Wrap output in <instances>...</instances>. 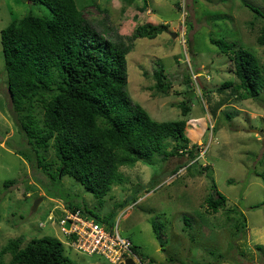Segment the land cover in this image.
Wrapping results in <instances>:
<instances>
[{
    "label": "rangeland",
    "instance_id": "374dc122",
    "mask_svg": "<svg viewBox=\"0 0 264 264\" xmlns=\"http://www.w3.org/2000/svg\"><path fill=\"white\" fill-rule=\"evenodd\" d=\"M76 2L106 36L128 37L146 22L165 25L154 38L132 40L127 90L155 120L187 119L184 134L193 157L168 155L174 143L168 139L165 150L121 166L122 182L102 199L68 175L51 178L31 153L20 154L29 147L14 120L0 43V248L18 236L24 242L52 236L76 264H110L73 247L58 218L49 220L72 201L117 223L144 256L141 262L133 257V264H264V207H251L264 201V184L256 175H264V88L245 99L228 89L219 92L222 82L236 79L227 55L210 41L224 38L264 61V46L256 42L264 17L249 7L264 13V0H146L144 10L143 0ZM29 12L49 14V9L31 0H0V31ZM158 63L172 83L167 95L152 88ZM183 100L189 108L185 116L179 107ZM4 180L14 182L4 187ZM213 184L226 197L225 207L215 213L206 203L216 195ZM227 207L244 214V228L235 229V214L226 215Z\"/></svg>",
    "mask_w": 264,
    "mask_h": 264
},
{
    "label": "trees",
    "instance_id": "16d2710c",
    "mask_svg": "<svg viewBox=\"0 0 264 264\" xmlns=\"http://www.w3.org/2000/svg\"><path fill=\"white\" fill-rule=\"evenodd\" d=\"M31 1L45 5L49 14L29 12L13 19L0 31L11 109L18 131L29 147V152L20 151V154L27 158L31 153L42 172L54 179L68 175L99 199L112 185L122 182L121 166H133L138 159L165 150L168 139L174 142L168 155L184 152L193 157V149L187 148L189 139L184 134L187 119L155 120L133 101L127 90V54L132 40L154 38L164 31L165 25L146 22L137 25L128 37L115 32L106 36L84 17L83 6L76 0ZM146 5L143 0L141 10ZM249 7L264 17L259 9ZM210 41L227 55L229 70L236 79L224 81L216 89L219 92L228 89L236 99L255 97L264 88V61L224 38ZM256 42L264 46V21ZM152 76L155 80L152 88L163 95L169 94L172 83L161 63L156 65ZM224 100L219 105L227 102ZM179 107L185 116L189 111L185 100ZM256 175L264 184V175ZM13 182L4 180L3 186ZM212 189L216 195H209L206 203L215 213L225 207L226 197L214 184ZM261 205L264 207V201L251 207ZM64 209L79 210L85 218L109 231L115 227L112 218L99 219L78 203L68 201ZM225 213L235 214V229L247 225L237 207H227ZM63 214L61 209L54 218L59 220ZM183 221L189 225L187 219ZM132 253L143 261L144 256L135 244ZM6 254L10 255L9 260L4 259ZM133 263L131 256L120 264ZM0 264L76 263L65 254L57 238L42 236L24 242V237L18 236L0 248Z\"/></svg>",
    "mask_w": 264,
    "mask_h": 264
},
{
    "label": "built area",
    "instance_id": "2783aa9c",
    "mask_svg": "<svg viewBox=\"0 0 264 264\" xmlns=\"http://www.w3.org/2000/svg\"><path fill=\"white\" fill-rule=\"evenodd\" d=\"M60 217V230L66 237H71V244L89 255L103 256L110 264L124 263L127 257H135L132 253L133 243L119 233L116 223L112 231L91 219L85 218L79 210L64 209ZM49 220L54 215L48 216Z\"/></svg>",
    "mask_w": 264,
    "mask_h": 264
},
{
    "label": "water",
    "instance_id": "95a60500",
    "mask_svg": "<svg viewBox=\"0 0 264 264\" xmlns=\"http://www.w3.org/2000/svg\"><path fill=\"white\" fill-rule=\"evenodd\" d=\"M173 36H175V33H172ZM255 131L256 133H258L259 135H263L261 131H258V130H253ZM41 201V197H39L38 199H36L34 202H33V207L32 209L35 210L39 204V202Z\"/></svg>",
    "mask_w": 264,
    "mask_h": 264
}]
</instances>
